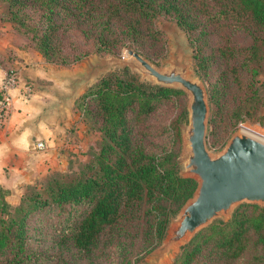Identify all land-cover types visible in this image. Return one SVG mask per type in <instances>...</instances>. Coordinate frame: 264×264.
<instances>
[{"label":"trees","instance_id":"16d2710c","mask_svg":"<svg viewBox=\"0 0 264 264\" xmlns=\"http://www.w3.org/2000/svg\"><path fill=\"white\" fill-rule=\"evenodd\" d=\"M3 21L26 37L47 63L70 65L89 55L73 40L77 33L99 53H119L123 48L145 50L146 41L161 40L154 25L162 15L176 22L199 42L217 31H247L252 43L247 61L254 63V78L264 50V0H0ZM229 49H217L227 58ZM232 52V53H231ZM234 50H229L232 56ZM202 66L208 56L196 55ZM7 68L8 63L0 64ZM12 71L7 70V74ZM124 76V77H123ZM178 91L149 88L123 75L110 74L93 86L83 104L90 124L99 122L102 143L87 163L70 173L51 172L28 185L17 206L11 207L0 189V264H34L37 253L29 249V220L45 209L60 218L54 245L60 264H78L122 257L131 264L128 240L137 237L143 251L158 246L169 216L192 196L196 183L177 175L175 155L148 153L132 138L133 124L142 121L162 100L180 96ZM214 99V95H211ZM128 112L131 118L127 117ZM173 136L178 139L177 124ZM264 264V208L244 206L234 219L202 231L175 264ZM100 264V263H97Z\"/></svg>","mask_w":264,"mask_h":264},{"label":"rangeland","instance_id":"374dc122","mask_svg":"<svg viewBox=\"0 0 264 264\" xmlns=\"http://www.w3.org/2000/svg\"><path fill=\"white\" fill-rule=\"evenodd\" d=\"M3 11V5L0 4V64L7 62L9 69L17 75V67L21 64V60L19 59L24 57L31 60L33 54L39 53L26 37L18 34L9 22L3 21ZM154 25L160 32L161 40L146 41L144 51H137L133 47H127L126 49L123 48L119 53H99L94 51L91 43H85L81 36L74 33L73 40L77 46L81 49H88L91 53L79 62L70 65L47 63L43 58L45 63L49 64V66L47 65L49 70L47 77L28 80V85L30 89L45 96V98L57 102V94L62 99L71 93L67 88L68 78H75L80 73L81 68L94 59H108L110 57L127 59V49L131 48L155 66L162 68L167 65L170 54L174 49V44L179 43L188 54L190 73L201 80L207 91L209 105L207 146L209 150L214 153L220 152L231 135L239 129H244L264 138V50H262L263 57L259 63V69L253 83L250 68L254 63L246 60L247 56L245 51L252 43V37L249 33L241 30L234 32L232 35H228L229 31L215 30L212 35L206 37V44L198 52L197 46L200 43L192 42L188 34L174 20L159 15L155 18ZM218 48L229 50L232 48L234 53L232 56H229L228 50L226 52L227 58L222 57L217 53ZM197 53L201 56L209 57L202 66L198 65V60L195 58ZM11 63L13 64L11 65ZM24 63L25 61H23ZM125 71L128 73L129 80L140 84L138 77L131 74L128 68H124L112 69L93 81L85 89H77L72 99L68 100L67 106L64 107L62 113L57 114L60 124L63 127L62 135H64L66 141L63 145L53 144L51 146L55 150V154L59 155V159L57 160L58 166L54 169H49L40 179L33 180L30 183H22V185L19 184L18 190L20 191L14 192V194H11L9 191L5 200L11 207L19 204L28 185L43 181L51 172L70 173L72 171H78L81 165L87 163L92 153L99 151L102 143V133L98 128L99 122L96 125L90 124L86 119L87 116L83 110V104L88 101L86 93L104 77L110 74H119L122 76ZM144 85L152 89L155 88L148 84ZM180 93V96L158 102L155 109L142 121H137L134 124L133 121H130L129 123V127L132 128L131 138L136 145H141L148 153L153 155L162 156L166 152H172L176 156L177 169L180 166L178 159L182 148L180 128L187 119L188 102L187 95L183 92ZM211 95H214V99H211ZM127 117L131 118L129 112ZM174 124H177L178 127V139L173 136ZM0 189L3 188L0 186ZM244 206L254 205L239 206L235 211V216L239 209ZM176 213L169 216L167 228L170 218L174 217ZM60 221V218L56 217V212L49 209L36 213L29 220L28 234L30 237L28 239V245L29 249L37 253L38 257V260L34 264H60V261H58L59 252L53 243L58 235V224ZM212 226H222V224L214 223L202 231ZM166 231L162 240L166 235ZM135 235L137 237H132L128 240L129 244H131L128 248L131 251L129 260L131 264H149L151 254L161 245L162 240L158 246L148 252L143 251L140 232ZM192 241L184 246L179 254L168 264H175L183 250ZM108 253L111 256L109 258L100 257L96 260H91L92 262L78 258L77 263H121L122 257L119 256L118 252L114 253L110 250ZM248 261L247 257V259H242L237 264H249ZM199 264L213 263L202 260Z\"/></svg>","mask_w":264,"mask_h":264},{"label":"water","instance_id":"95a60500","mask_svg":"<svg viewBox=\"0 0 264 264\" xmlns=\"http://www.w3.org/2000/svg\"><path fill=\"white\" fill-rule=\"evenodd\" d=\"M128 68L141 85L183 92L188 97L187 119L180 128L182 148L178 177L196 183L192 196L170 218L161 245L151 254L149 264H168L203 229L235 217L241 205L264 208V138L244 129L234 132L217 153L207 146L209 105L201 80L189 71L188 54L174 44L165 67H157L134 49H127V59L98 58L85 64L75 78H68L70 95L57 94L49 107L62 113L77 89H85L112 69ZM61 101V102H60Z\"/></svg>","mask_w":264,"mask_h":264},{"label":"crops","instance_id":"0c3cea01","mask_svg":"<svg viewBox=\"0 0 264 264\" xmlns=\"http://www.w3.org/2000/svg\"><path fill=\"white\" fill-rule=\"evenodd\" d=\"M31 58L19 59L17 82L9 91L12 103L7 125L0 133V186L11 194L20 191L18 186L22 183L40 179L49 169L56 168L59 155L51 146L66 142L59 118L49 108L55 101L28 85V80L46 78L49 64L39 54ZM7 70L8 67H0V89ZM39 141L45 144L44 152L35 151Z\"/></svg>","mask_w":264,"mask_h":264},{"label":"built area","instance_id":"2783aa9c","mask_svg":"<svg viewBox=\"0 0 264 264\" xmlns=\"http://www.w3.org/2000/svg\"><path fill=\"white\" fill-rule=\"evenodd\" d=\"M16 82V73L14 71H10L8 74H6L2 87L0 89V133L3 132L7 125L8 114L12 103L9 91L16 85ZM45 149L46 147L43 142L39 141L35 144L36 152H44Z\"/></svg>","mask_w":264,"mask_h":264}]
</instances>
